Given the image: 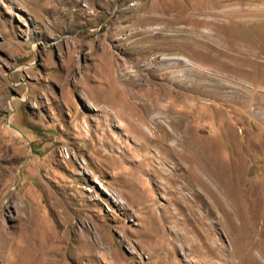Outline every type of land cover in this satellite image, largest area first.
Listing matches in <instances>:
<instances>
[{"label":"rangeland","instance_id":"rangeland-1","mask_svg":"<svg viewBox=\"0 0 264 264\" xmlns=\"http://www.w3.org/2000/svg\"><path fill=\"white\" fill-rule=\"evenodd\" d=\"M263 253L264 0H0V264Z\"/></svg>","mask_w":264,"mask_h":264},{"label":"bare ground","instance_id":"bare-ground-1","mask_svg":"<svg viewBox=\"0 0 264 264\" xmlns=\"http://www.w3.org/2000/svg\"><path fill=\"white\" fill-rule=\"evenodd\" d=\"M158 116L159 115H154L153 120H152L153 121V125H154V127H153L154 132L153 133H155V135H159L158 134L159 131H160V134H162V129L159 126L160 125L159 123H161V122L158 121V118H159ZM165 129H166L165 131H166V134H167V139L161 141V143L163 144V147H165L166 149L171 150V151L176 150L177 149L176 147H178L180 145V141H181L179 139V137H180L178 135L179 133L177 134L172 129H168V128H165ZM168 140H173L174 144L170 145ZM258 262H259V260H258Z\"/></svg>","mask_w":264,"mask_h":264}]
</instances>
